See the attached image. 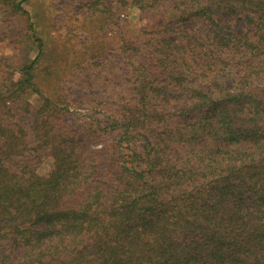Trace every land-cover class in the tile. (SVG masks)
<instances>
[{
  "label": "trees",
  "instance_id": "trees-1",
  "mask_svg": "<svg viewBox=\"0 0 264 264\" xmlns=\"http://www.w3.org/2000/svg\"><path fill=\"white\" fill-rule=\"evenodd\" d=\"M87 1L86 115L0 76V264H264V0Z\"/></svg>",
  "mask_w": 264,
  "mask_h": 264
},
{
  "label": "rangeland",
  "instance_id": "rangeland-1",
  "mask_svg": "<svg viewBox=\"0 0 264 264\" xmlns=\"http://www.w3.org/2000/svg\"><path fill=\"white\" fill-rule=\"evenodd\" d=\"M15 1L17 0H9L5 3L0 0V76H4L3 72L9 73L20 65L37 59L34 70L36 87L53 101L67 100L73 105L74 111L81 116L86 115L85 97L89 94L81 93L77 81L79 70L75 67L85 59L88 63L97 61L108 65L117 64L115 59L117 55L107 50L106 44L96 45L87 53L79 43L83 37L89 35L90 22L96 20V17L82 20L84 15H88L85 4L89 2L87 0H27L23 4V9L28 12V16H18L11 14L12 4L15 5ZM116 22L119 28H126V33H135L143 20L137 10L126 8L119 13ZM83 24L87 27L82 28ZM30 25L35 27L37 36L43 43V52L39 58L35 35L31 33ZM231 27L238 32L247 30V26L238 19L231 21ZM90 38H93L91 34ZM94 52L101 54V57L97 60L90 59ZM17 77L18 75L14 74V79ZM97 87V91L101 93L106 88V84L100 83ZM29 100L35 104L37 96L34 95ZM76 118L78 117L73 120L76 121ZM25 120L22 118L24 124ZM48 167L46 162L41 166L40 171H46Z\"/></svg>",
  "mask_w": 264,
  "mask_h": 264
}]
</instances>
